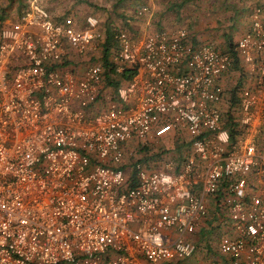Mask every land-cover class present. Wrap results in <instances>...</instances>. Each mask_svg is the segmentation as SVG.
I'll return each instance as SVG.
<instances>
[{
    "label": "built area",
    "instance_id": "1",
    "mask_svg": "<svg viewBox=\"0 0 264 264\" xmlns=\"http://www.w3.org/2000/svg\"><path fill=\"white\" fill-rule=\"evenodd\" d=\"M104 41L97 17L57 19L43 0L0 21V264L181 262L198 253L210 198L226 229L206 264H264V9L239 59L184 28L117 31L115 97L99 59L71 66V52L98 57ZM236 61L249 82L233 137L220 107ZM170 133L189 149L140 161Z\"/></svg>",
    "mask_w": 264,
    "mask_h": 264
},
{
    "label": "crops",
    "instance_id": "2",
    "mask_svg": "<svg viewBox=\"0 0 264 264\" xmlns=\"http://www.w3.org/2000/svg\"><path fill=\"white\" fill-rule=\"evenodd\" d=\"M63 1L65 0H54V4L53 3L50 4V6L52 7V11L54 13L61 15V17H58L57 19L59 18L62 19V17H65L67 16V14L69 15L73 12L69 9L70 7L67 8L68 3L62 5ZM148 1L149 4H147L146 6L150 8L151 10L150 14L144 17L135 16V18L138 19L139 22L132 23L133 20H135L134 18L133 20L126 19V22H123V26L116 27L115 24L110 25L112 31L114 32L126 31L133 38L137 39V38H144L158 31L174 32L177 29L184 28L189 32L190 40L195 45H201L208 41H214L217 43L219 48L221 47L224 49H229L232 46V44L236 45L238 40H240V38L250 29L251 18L254 10L257 7H261L264 9V0H148ZM69 11H71V13H67ZM88 16H94V15H88ZM7 20L8 18H6V21ZM108 28H109V24L106 25V22H104V26L100 27V30L103 31L101 32L103 33L105 41L98 57L92 58V56L87 55L85 57L80 56L82 58H78L77 54L72 53L71 57L73 55L74 58H72L73 59V61L71 62L72 65L71 64L70 65L77 67V70L81 72L86 68V66L90 64L88 62L89 59H99V62L104 64L103 48L107 40L106 32ZM76 59H80V60L78 61ZM109 61L111 64L112 58L109 59ZM241 69L242 66L240 65L239 68H234L228 73H226V75H224L222 79V85L227 90H229V88L233 85L234 81L235 83H237L239 80H242L245 83L246 79L244 78L243 80V76L241 75V71H240ZM109 76L114 77L116 85L113 87L107 86V79ZM120 80H121L120 77L112 73L111 66L106 68L104 91L110 95H115L113 94V92L114 89L116 90L117 86L120 84L119 82ZM104 108L105 106L102 105V103L100 102L96 105V108L94 109L93 113L102 111L104 110ZM186 139H181L180 142L178 143L179 145L183 146L182 151H180L181 155L183 152L189 149L188 145L183 144L184 142H186ZM174 156L175 153L171 151L167 153L164 158L174 159L175 158ZM178 157L179 155L176 158ZM131 159L133 158L127 157L126 161H131ZM213 205L214 207L216 206L215 198L213 199L210 198L209 199L210 216H211V212L214 211ZM209 222H207L206 225H209ZM197 234L192 238V240L195 242H198Z\"/></svg>",
    "mask_w": 264,
    "mask_h": 264
},
{
    "label": "rangeland",
    "instance_id": "3",
    "mask_svg": "<svg viewBox=\"0 0 264 264\" xmlns=\"http://www.w3.org/2000/svg\"><path fill=\"white\" fill-rule=\"evenodd\" d=\"M29 1L30 0H0V15H4V17L8 18V20L10 21H15L20 16L22 11L25 9ZM43 2L47 7V9H49V11L51 12L53 17L55 18L61 17V15L54 13L52 11V7L50 6V4L52 3L54 4V0H43ZM66 3H68L67 8L70 7L69 9L73 11L72 13L71 11L67 13L74 14L75 17H77L78 21L80 22H83L84 19L88 17V15H94L100 20V27L104 26V22H106V25L115 24V26L118 27V26H123V22H126V19L133 20L135 16L138 17L136 15L137 10L149 4V1L148 0H65L62 2V5H65ZM135 20H133L132 23L139 22L138 19L135 18ZM114 48L112 50V56H114V53L116 51ZM220 49L223 51L228 50L221 47ZM112 56L110 57V59L114 58ZM77 57L82 58L79 55ZM72 58H74L73 55L71 59ZM76 60L79 61L80 59H76ZM240 71L244 80L243 70L241 69ZM237 87H240V89L246 88L244 81L239 80L237 83H235L234 81L233 85L229 88V90H227L224 86L223 89L225 91L227 90L230 92L236 89ZM234 116L236 118L239 117V106L235 107ZM178 146L179 145L177 142V136L174 133H170L164 136L160 141H157L156 143L152 144L150 153H153L152 150L159 151V148L161 149L163 147H167L172 152H175V154H178V150H177ZM139 156H141V154H139ZM210 219L211 221L209 222V225L205 224L206 226H204L200 230L201 232L197 234L198 253L190 258L185 259L184 261L174 262L173 264H206L210 260L220 258L218 245L222 235L224 234L223 228H225V225L219 222L221 218H218V220H217V216L213 218V214H211Z\"/></svg>",
    "mask_w": 264,
    "mask_h": 264
},
{
    "label": "trees",
    "instance_id": "4",
    "mask_svg": "<svg viewBox=\"0 0 264 264\" xmlns=\"http://www.w3.org/2000/svg\"><path fill=\"white\" fill-rule=\"evenodd\" d=\"M1 20H2V22H4L6 20V17H4V15H0V21ZM116 32L112 31V28L109 25V28L107 29V32H106L107 33V40H106V43L104 46L103 63H104L105 68H108L111 66L109 59L112 56L113 48L115 47L114 48L115 50H117V48H118V44L115 41ZM235 47H236V45L232 44V46L226 52L231 54L235 59H239L236 55ZM67 64H68V62H67ZM239 66H240V63H238V61H236L234 68H238ZM130 73H132V72H130ZM107 75H108V73H107ZM131 76H132V74H128L127 76H125V78L128 79ZM115 85H116V83H115L114 77L109 76L107 79V86L113 87ZM241 90L242 89H240V87H237L233 91H230V92L226 91L227 94H229V96H228L229 98H227L226 102L220 107L222 110L225 125H226V127L230 128L232 130V136L233 137L236 136L237 131L239 129L238 123L236 122L237 118L234 116V109L236 106H239V93ZM113 94H115V95H113L115 97L116 96L115 89H114ZM177 142L178 143L180 142L178 137H177ZM182 149H183V146L179 145L177 148L178 154H175V157H177L178 155L180 156V154H181L180 151H182ZM150 152H151V147H146L145 149H143L141 151V156H140V161L147 163L148 166H151L153 163H157L159 160L163 159L167 153L171 152V150L167 147H163V148L159 149V151L152 150L153 153H150ZM173 153H175V152H173Z\"/></svg>",
    "mask_w": 264,
    "mask_h": 264
}]
</instances>
